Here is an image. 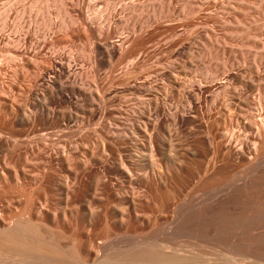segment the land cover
Returning a JSON list of instances; mask_svg holds the SVG:
<instances>
[{"label": "rangeland", "instance_id": "rangeland-1", "mask_svg": "<svg viewBox=\"0 0 264 264\" xmlns=\"http://www.w3.org/2000/svg\"><path fill=\"white\" fill-rule=\"evenodd\" d=\"M192 262L264 264V0H0V264Z\"/></svg>", "mask_w": 264, "mask_h": 264}, {"label": "bare ground", "instance_id": "bare-ground-1", "mask_svg": "<svg viewBox=\"0 0 264 264\" xmlns=\"http://www.w3.org/2000/svg\"><path fill=\"white\" fill-rule=\"evenodd\" d=\"M41 245H42V244H41ZM44 247H45V246H44ZM44 247H43V248H44ZM46 247H47V246H46ZM39 249L41 250L40 252H44L45 250H47L46 253H48V251H50L49 254H51V251H52V252H53V251H57L58 248H56L55 246H48V247L45 248V250H44V249H41V246H40ZM15 250H16V249H15ZM42 250H43V251H42ZM46 253H45V254H46ZM55 253H56V252H55ZM58 253H59V251H58ZM193 262H194V261H193ZM193 262H192V264H194ZM195 262H196V261H195ZM196 264H197V263H196ZM198 264H199V263H198Z\"/></svg>", "mask_w": 264, "mask_h": 264}]
</instances>
